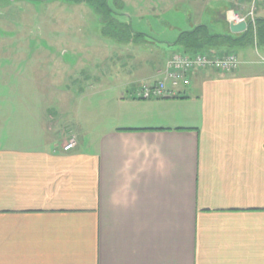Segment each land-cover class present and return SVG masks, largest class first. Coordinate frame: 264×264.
I'll return each mask as SVG.
<instances>
[{
	"label": "crops",
	"instance_id": "crops-1",
	"mask_svg": "<svg viewBox=\"0 0 264 264\" xmlns=\"http://www.w3.org/2000/svg\"><path fill=\"white\" fill-rule=\"evenodd\" d=\"M120 1L132 18L173 5ZM249 1L187 0L183 11L190 30L209 20L237 36L229 15L247 17ZM129 32L112 40L139 50L146 35ZM174 53L155 67L152 51L125 85L158 82ZM235 54L234 72L199 71L178 97L121 94L104 122L78 120L62 139L41 106L40 64L25 75L0 63V264H264V59Z\"/></svg>",
	"mask_w": 264,
	"mask_h": 264
},
{
	"label": "rangeland",
	"instance_id": "rangeland-1",
	"mask_svg": "<svg viewBox=\"0 0 264 264\" xmlns=\"http://www.w3.org/2000/svg\"><path fill=\"white\" fill-rule=\"evenodd\" d=\"M186 1L172 0L166 16L132 18L131 5L124 16L118 15L132 31L146 35L141 50L131 45L132 50L127 51V46H116L104 34L102 19L84 0H0V47L7 49L5 55L0 51V63L10 64L14 73L25 75H31V66L40 64L45 78L41 106L46 114L55 115L52 135L62 139L78 120L92 125L104 122L114 99L136 93L142 87L139 82L125 83L136 80V64L151 59L152 51L156 52L157 67L171 52L180 50L174 45L167 51V43L192 28L188 21L191 16L183 11L189 5ZM109 3L117 10L114 0ZM206 22L215 33L225 31L221 23ZM236 52L243 55L242 59L245 55L254 62L264 59V46L257 47L252 41H246ZM128 56L136 58L129 60ZM74 128L78 129L77 125Z\"/></svg>",
	"mask_w": 264,
	"mask_h": 264
},
{
	"label": "built area",
	"instance_id": "built-area-1",
	"mask_svg": "<svg viewBox=\"0 0 264 264\" xmlns=\"http://www.w3.org/2000/svg\"><path fill=\"white\" fill-rule=\"evenodd\" d=\"M239 1V0H237ZM247 17L236 14L229 15V21L239 24L243 21L255 23L257 9L264 5V0H250ZM240 60L235 54L221 57L209 54L190 55L183 52L174 53L167 61L164 75L161 80L152 85H143L133 97L137 100L149 101L178 97L192 84V75L203 70H215L222 73L236 71L240 66ZM78 144L76 136H73L63 146L65 151L74 149Z\"/></svg>",
	"mask_w": 264,
	"mask_h": 264
},
{
	"label": "trees",
	"instance_id": "trees-1",
	"mask_svg": "<svg viewBox=\"0 0 264 264\" xmlns=\"http://www.w3.org/2000/svg\"><path fill=\"white\" fill-rule=\"evenodd\" d=\"M75 1L80 3L83 0ZM84 1L93 6L102 19L104 34L106 36L121 40L130 38V35L127 36L126 34L117 37L121 32L132 31L129 24H127L129 29H126L127 26L118 19V15L124 16L122 15L124 5L120 0H114L117 10L111 8L109 0ZM137 36L139 35H135L134 37ZM246 41H252L257 47L264 46V18H256L255 23L249 21L247 31L237 36L216 35L212 33L209 26L201 25L195 27L193 30L182 32L175 42V45L180 48V52L190 55L209 54L210 56H225L226 54H235L236 49L245 45Z\"/></svg>",
	"mask_w": 264,
	"mask_h": 264
},
{
	"label": "water",
	"instance_id": "water-1",
	"mask_svg": "<svg viewBox=\"0 0 264 264\" xmlns=\"http://www.w3.org/2000/svg\"><path fill=\"white\" fill-rule=\"evenodd\" d=\"M247 29H248V24L245 21H243L239 24H234V23L230 24V30L233 34L243 33L245 31H247Z\"/></svg>",
	"mask_w": 264,
	"mask_h": 264
}]
</instances>
